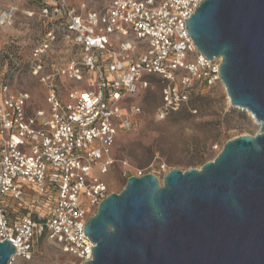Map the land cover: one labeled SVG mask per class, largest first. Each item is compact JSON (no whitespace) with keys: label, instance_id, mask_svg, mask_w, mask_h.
<instances>
[{"label":"built area","instance_id":"1","mask_svg":"<svg viewBox=\"0 0 264 264\" xmlns=\"http://www.w3.org/2000/svg\"><path fill=\"white\" fill-rule=\"evenodd\" d=\"M202 1L36 0L17 36L3 33L17 6L0 5V242L15 246L10 264L31 260L42 237L79 264L92 259L84 225L110 193L107 154L117 128L137 123L120 101L157 79L174 109L192 83L222 84L221 57L203 55L185 26Z\"/></svg>","mask_w":264,"mask_h":264},{"label":"water","instance_id":"2","mask_svg":"<svg viewBox=\"0 0 264 264\" xmlns=\"http://www.w3.org/2000/svg\"><path fill=\"white\" fill-rule=\"evenodd\" d=\"M231 105L252 114L254 134L227 140L199 168L131 175L98 204L81 264H264V0H203L185 20ZM15 246L0 242V264Z\"/></svg>","mask_w":264,"mask_h":264},{"label":"rangeland","instance_id":"3","mask_svg":"<svg viewBox=\"0 0 264 264\" xmlns=\"http://www.w3.org/2000/svg\"><path fill=\"white\" fill-rule=\"evenodd\" d=\"M36 0H0V5L14 4L18 10L13 28L4 34L17 36L22 11ZM28 36L25 42L30 41ZM92 73H90V76ZM166 82L151 80L150 86L134 101L118 103L123 114L137 120L129 130L117 128L109 157L116 161L103 177L109 192H119L129 176L138 172L153 173L160 181L172 169L199 168L212 160L223 144L238 135H254L258 125L250 113L233 106L221 83L211 87L192 83L186 90V99L174 109H165L162 90ZM139 104L141 113L131 115L129 105ZM92 174L99 176L98 167ZM12 264H79L78 260L62 253L59 248L42 237L38 240L31 260L24 262L15 258Z\"/></svg>","mask_w":264,"mask_h":264},{"label":"bare ground","instance_id":"4","mask_svg":"<svg viewBox=\"0 0 264 264\" xmlns=\"http://www.w3.org/2000/svg\"><path fill=\"white\" fill-rule=\"evenodd\" d=\"M224 87V86H223ZM224 89H225V87H224ZM250 115L252 116V114L250 113ZM253 117V116H252ZM254 121H255V119H254ZM255 123L258 125V126H260V124L257 122V121H255ZM258 130H259V127H258Z\"/></svg>","mask_w":264,"mask_h":264}]
</instances>
